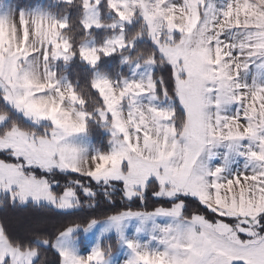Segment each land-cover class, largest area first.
<instances>
[{"label":"snow or ice","instance_id":"snow-or-ice-1","mask_svg":"<svg viewBox=\"0 0 264 264\" xmlns=\"http://www.w3.org/2000/svg\"><path fill=\"white\" fill-rule=\"evenodd\" d=\"M0 209V264H264V0H0Z\"/></svg>","mask_w":264,"mask_h":264},{"label":"trees","instance_id":"trees-1","mask_svg":"<svg viewBox=\"0 0 264 264\" xmlns=\"http://www.w3.org/2000/svg\"><path fill=\"white\" fill-rule=\"evenodd\" d=\"M14 3H35L38 0H13ZM149 207H151V201L149 202ZM19 215L18 211H14L12 209H0V218L7 217L9 220H15Z\"/></svg>","mask_w":264,"mask_h":264},{"label":"rangeland","instance_id":"rangeland-1","mask_svg":"<svg viewBox=\"0 0 264 264\" xmlns=\"http://www.w3.org/2000/svg\"><path fill=\"white\" fill-rule=\"evenodd\" d=\"M11 2H12L13 4H15L13 0H11ZM85 242L87 243V241H85Z\"/></svg>","mask_w":264,"mask_h":264}]
</instances>
